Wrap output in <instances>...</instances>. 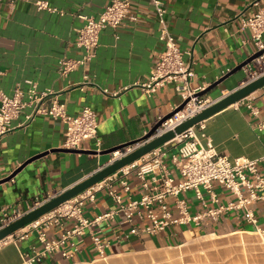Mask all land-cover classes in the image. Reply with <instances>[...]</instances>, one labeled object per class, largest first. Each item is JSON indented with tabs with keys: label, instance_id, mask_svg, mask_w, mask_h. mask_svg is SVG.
Returning <instances> with one entry per match:
<instances>
[{
	"label": "crops",
	"instance_id": "obj_1",
	"mask_svg": "<svg viewBox=\"0 0 264 264\" xmlns=\"http://www.w3.org/2000/svg\"><path fill=\"white\" fill-rule=\"evenodd\" d=\"M36 1L0 0V90L11 94L16 87L26 90L32 82L38 90L55 93L70 115L90 106L97 115L99 144L88 139L78 151L65 150L64 124L39 115L26 125L24 112L28 109H25L12 120V129L0 136V220L4 214H24L119 157V153L106 152L139 141L158 116L168 114L183 100V93L174 83L165 84L153 94H146L140 87L149 78L163 49L150 0H130L129 13L135 19L127 17L115 29H103L94 56L66 76L59 72L60 61L78 59L84 53L76 46L83 16H98L110 0H44L56 11L38 9ZM164 3L170 31L193 72L189 79L191 90L198 92L210 86L257 51L250 29L243 27L241 21L263 8L264 0H164ZM262 62L253 59L247 65L258 70ZM247 79L250 77L241 68L199 98L211 102ZM246 101L258 108V117L245 107ZM258 119H264V86L190 127L191 136L183 140L175 137L163 144L167 150L164 162L174 177L180 179L171 155L193 136L202 145L209 140L218 153L230 159H257L263 153L264 141L255 129ZM42 153L45 154L39 156ZM36 156L39 157L33 159ZM112 178L111 174L98 183L100 189L94 200L85 202V216L92 218L115 206L107 192V183ZM127 179L128 192L116 180L112 182L124 200L129 196L138 198L142 192L140 182L133 173ZM215 191L223 204L234 199L219 186H215ZM185 196L192 213L203 210L191 191ZM206 200L209 202L207 196ZM250 207L254 222L243 217L239 210L227 209L216 220L204 218L199 225H170L155 235L130 234L131 225L118 214L109 224L95 225L75 238L78 250L71 258L53 253L33 264H152L160 251L190 246L203 236L264 233L262 202H254ZM65 224L68 226L69 220ZM47 233L48 237H56L60 230L52 228ZM95 235L108 243L99 248L93 239ZM32 245L40 247L35 234L19 239L12 233L0 241V264H28Z\"/></svg>",
	"mask_w": 264,
	"mask_h": 264
},
{
	"label": "built area",
	"instance_id": "obj_2",
	"mask_svg": "<svg viewBox=\"0 0 264 264\" xmlns=\"http://www.w3.org/2000/svg\"><path fill=\"white\" fill-rule=\"evenodd\" d=\"M150 1L159 24V39L163 43V49L149 78L142 82L140 87L146 94H153L165 84L174 83L175 88L183 93V100L189 98L180 111L158 127L157 132L161 133L196 114L210 102L193 97L196 90H191L189 87V79L193 76V72L184 62L183 51L170 31L164 0ZM35 4L38 9L56 11L55 7L44 0H38ZM129 9L130 0H110L98 16H83L84 24L78 30L76 46L84 53L78 59H62L60 74L66 76L69 71L84 65L94 56L98 37L103 29L108 27L115 29L127 17L134 20L135 16L129 13ZM241 23L243 27L250 29L256 50H263L264 7L258 8L251 17L243 19ZM256 59L264 61V53ZM242 68L250 79L260 74L258 70H253L248 65ZM29 83L26 90L16 87L11 94L0 90V136L11 130L12 120L28 109L24 112L26 125L39 115L50 116L64 124L62 146L65 149L78 150L82 142L88 139L94 140L96 145L99 144L98 120L93 108L84 106L77 115H70L55 93L50 90H38L34 83ZM81 85H85V82ZM103 92L106 93L107 90L104 89ZM116 94L117 92H112V95ZM244 105L252 115L258 117L257 107L249 101ZM162 117L158 116L156 122ZM255 129L259 136L264 138V119H258ZM189 136H191L190 128L176 138L183 140ZM113 153L122 155L120 151ZM166 155L167 150L161 145L144 155L139 163L134 161L113 173V178L107 183L108 195L115 203L112 209L92 218L85 216V202L94 200L95 192L100 189L97 183L17 230L15 238L24 239L35 234L36 241L40 244L39 248L32 245L28 264L40 262L46 255L53 253L71 258L78 250L75 238L95 225L109 224L118 214H122L124 222L131 225L130 234L155 235L163 232L170 225L190 223L199 225L204 218L216 220L227 209L239 210L243 217L254 222V213L250 205L260 201L264 209V141L263 153L259 158L230 159L227 155L218 153L209 140L202 145L193 136L192 139L185 140L177 152L171 155V160L181 176L180 179H176L173 172L167 168L164 162ZM130 173H133L140 182L142 192L138 198L129 196L124 200L122 193L112 181L116 180L122 190L128 192L130 186L127 176ZM215 186L226 190L234 196V199L226 204L220 202ZM189 191L199 200L203 207L202 211L196 213L190 211L185 196ZM19 216L18 213L4 214L0 220V227ZM65 220H69L68 226ZM135 220H139L140 223L136 224ZM52 228H58L60 234L56 237H48L47 232ZM93 239L99 248L108 243L98 235Z\"/></svg>",
	"mask_w": 264,
	"mask_h": 264
},
{
	"label": "water",
	"instance_id": "obj_3",
	"mask_svg": "<svg viewBox=\"0 0 264 264\" xmlns=\"http://www.w3.org/2000/svg\"><path fill=\"white\" fill-rule=\"evenodd\" d=\"M263 53H264V49L256 51L247 60L237 65L231 72H228L225 76H223L222 78L211 84L210 86L196 92L193 95V97L199 98L204 96L213 87H215L217 84L223 81L228 75L241 69L244 65H247L250 61L258 58ZM263 86H264V71H262L258 76L254 78L245 80L242 85L238 86L234 90H231L227 94L222 95L219 98L211 101L210 103L205 105L199 112L192 115L188 119L182 121L175 127L168 129L164 132L158 133L157 132L158 127H160V125L165 120L169 119L176 112L180 111L184 107L186 102L189 100V98L182 100V102L176 108H174L168 114L164 115L161 120L157 121L139 141H134L129 144H122L106 152V153H113L115 151H120L122 152V155L108 162L106 165L102 166L101 168H99L98 170H96L95 172H93L83 180L67 188L66 190H63L59 194L53 196L52 198L28 210L24 214L20 215L18 218L1 226L0 241L4 240L12 233L16 232L23 226L39 218L40 216L44 215L45 213L49 212L50 210L54 209L55 207L59 206L65 201L69 200L70 198L78 195L79 193L83 192L89 187H92L93 185L104 180L106 177L120 170L124 166L140 159L141 157L148 154L155 148L169 142L170 140L174 139L177 135H180L181 133H183L190 127L194 126L195 124L205 120L206 118L217 113L218 111L237 103L241 99L245 98L246 96L250 95L251 93H253L254 91H256L257 89ZM129 145H134V146L130 148ZM65 150L78 151V150H70V149H65ZM43 154L45 153H42L39 156ZM39 156H36L33 159ZM15 173L16 172L12 173L8 178H6V180L11 178Z\"/></svg>",
	"mask_w": 264,
	"mask_h": 264
},
{
	"label": "rangeland",
	"instance_id": "obj_4",
	"mask_svg": "<svg viewBox=\"0 0 264 264\" xmlns=\"http://www.w3.org/2000/svg\"><path fill=\"white\" fill-rule=\"evenodd\" d=\"M258 71H264V62ZM157 257L152 264H264V233L203 236L190 246L162 250Z\"/></svg>",
	"mask_w": 264,
	"mask_h": 264
}]
</instances>
